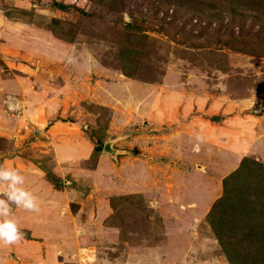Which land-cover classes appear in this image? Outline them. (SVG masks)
<instances>
[{
	"label": "rangeland",
	"instance_id": "rangeland-1",
	"mask_svg": "<svg viewBox=\"0 0 264 264\" xmlns=\"http://www.w3.org/2000/svg\"><path fill=\"white\" fill-rule=\"evenodd\" d=\"M0 54L3 80L46 101L41 128L16 132L0 111V159L41 171L37 193L60 199V219L74 223H51L48 235L19 227L21 239L64 253L90 242L82 264L259 263L239 242L243 214L219 234L233 263L207 219L243 158L264 165V0H0ZM68 134L127 153L59 161L52 142ZM17 255L0 263L25 264Z\"/></svg>",
	"mask_w": 264,
	"mask_h": 264
},
{
	"label": "crops",
	"instance_id": "crops-1",
	"mask_svg": "<svg viewBox=\"0 0 264 264\" xmlns=\"http://www.w3.org/2000/svg\"><path fill=\"white\" fill-rule=\"evenodd\" d=\"M4 78L5 77H1L0 75V99H1L0 100V108H1L0 111L2 110L1 115H3L2 112H5L7 118H4V119L8 121V123L12 122L13 126L18 125L17 128L15 129L16 132L21 128V125L23 122L33 123L38 128L43 127L45 124V120L43 118L44 115L42 118H37V115L42 111L41 104H44L46 101H43L40 104L37 103L38 97L40 96L38 92H37V95L39 96H37V98H35L36 96L29 97L26 94V88L22 82H19V83L7 82L6 80H3ZM30 98L32 100H30ZM26 106H29V107L26 108ZM72 126L74 127V125ZM9 127H11V125ZM68 135H65V137H63L62 139H60V137L55 138L54 141L52 142L53 145L55 144L54 150H55L56 158H58L59 161H65L66 159L76 161L77 158H80L81 161L82 160L88 161L90 159V156L93 150L91 144L86 139L82 138L81 134H77L74 136L73 135L68 136ZM0 136H4V134L0 132ZM194 146L196 147L198 145L194 144ZM74 150H78V151L80 150L82 152L81 154L75 155ZM71 151H73L72 154L70 153ZM119 151H120V154L116 156V159L110 157L113 162L114 161L116 162L119 156L127 153V151H122V150H119ZM0 165L18 169L25 178L23 187L26 190L30 191L36 197L38 211H29V210L24 209L23 207L17 208L16 206L12 210V214L18 222V227L28 229V230L32 229L33 232L38 228V230L40 229L41 232L44 233V235H48L49 233H55V232L46 231L52 225L51 223H53V225H55L56 223L66 224L68 226L67 228L68 229L70 228V230L73 228L74 223L72 222V220H69V218L67 219V217L61 220L58 214V209H60L58 207L64 203H62L60 199H58L59 202L49 200V198H46L47 195L42 196L39 194L42 191L36 190L39 188L40 189L43 188V185H42L43 180L41 181V174H42L41 171H39L30 162L22 159L21 157H17V156L11 159H8V158L2 159ZM139 169L142 171H145L142 166ZM37 191L39 193H37ZM42 193L44 194V191ZM95 219L96 218H93V220ZM32 221H35L36 223L33 224ZM28 222H31L32 224ZM73 230H74L72 231L73 237L74 235H76L75 232L81 233L77 231L76 229H73ZM84 239L89 240L88 238H84ZM90 244H91L90 242L86 241L85 243H82L80 245H75V244L73 245L69 241V244H68L69 248L64 253L63 249L67 247L66 246L67 244L59 245V248H57V251H54L56 250L54 249V245H50L49 243L42 244V243H35L32 241L20 239L18 242L11 244V245H0V261L3 262V259L5 258V256L3 255L4 254L7 255L9 250L14 248V250H17V253H18L17 258L19 260L20 259L23 260L25 264H27L26 261H31L32 264H60L56 260V258L60 256V254L69 255V260L67 261L71 264H82V260H84V258L80 256V253L87 251V249H89L88 246ZM50 255L51 257H49ZM78 256H80V258L82 257L81 260L79 258V260L74 261V259H78ZM68 262L65 261V263H68Z\"/></svg>",
	"mask_w": 264,
	"mask_h": 264
},
{
	"label": "trees",
	"instance_id": "trees-1",
	"mask_svg": "<svg viewBox=\"0 0 264 264\" xmlns=\"http://www.w3.org/2000/svg\"><path fill=\"white\" fill-rule=\"evenodd\" d=\"M179 6L180 3L178 4V7ZM59 7L63 8V6ZM124 75L132 78L127 72H124ZM218 120L219 117L217 116L212 118V121ZM89 139L93 143V150L91 153V158H93L102 152L104 142L101 138L96 141H94L93 137ZM1 161L2 159H0V163ZM44 172L46 178L52 183L55 189L60 190V188L63 187V181L53 172ZM221 183L222 196L213 203L208 213L209 217L207 216V222L212 232L216 236L220 247L224 250L228 261L233 263L234 259H237H233L231 255V252H234V250H228L227 244L222 242L219 234H222L225 230L226 232H224L223 235L232 231L230 226L233 225V223L230 222L227 215H230V213L234 215L236 213L243 214L241 216L243 220L241 225L246 227L247 232L245 234H239V242L255 245L257 247L256 251H258L256 255V257L259 258L258 264H264V261L260 258V252L264 251V165L254 160L243 158L239 166L224 177ZM252 193H260L262 200H250Z\"/></svg>",
	"mask_w": 264,
	"mask_h": 264
},
{
	"label": "clouds",
	"instance_id": "clouds-1",
	"mask_svg": "<svg viewBox=\"0 0 264 264\" xmlns=\"http://www.w3.org/2000/svg\"><path fill=\"white\" fill-rule=\"evenodd\" d=\"M24 182L18 169L0 165V197H4L0 198V245L14 244L22 237L11 205L38 211L36 197L23 187Z\"/></svg>",
	"mask_w": 264,
	"mask_h": 264
},
{
	"label": "water",
	"instance_id": "water-1",
	"mask_svg": "<svg viewBox=\"0 0 264 264\" xmlns=\"http://www.w3.org/2000/svg\"><path fill=\"white\" fill-rule=\"evenodd\" d=\"M258 111L260 110V107L257 109ZM112 141L107 142L106 144L103 145V152L111 156L112 158L116 159V156L120 154L119 150L113 149L111 147Z\"/></svg>",
	"mask_w": 264,
	"mask_h": 264
}]
</instances>
